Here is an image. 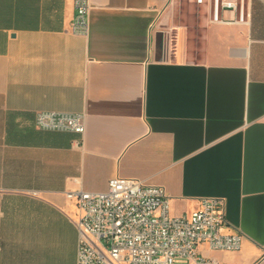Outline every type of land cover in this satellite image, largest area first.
I'll return each mask as SVG.
<instances>
[{
  "label": "crops",
  "instance_id": "0c3cea01",
  "mask_svg": "<svg viewBox=\"0 0 264 264\" xmlns=\"http://www.w3.org/2000/svg\"><path fill=\"white\" fill-rule=\"evenodd\" d=\"M189 1L196 34L176 0H90L82 35L75 0H0V264H77L67 193L118 176L164 187L172 216L224 201L241 248L176 264H264V0L245 24ZM43 111L85 132L41 129Z\"/></svg>",
  "mask_w": 264,
  "mask_h": 264
},
{
  "label": "built area",
  "instance_id": "2783aa9c",
  "mask_svg": "<svg viewBox=\"0 0 264 264\" xmlns=\"http://www.w3.org/2000/svg\"><path fill=\"white\" fill-rule=\"evenodd\" d=\"M194 2L208 7L212 23L248 22L247 0ZM91 7L90 0H75L72 32L88 34ZM224 11L234 12L235 19H225ZM85 119L81 114L43 111L36 122L44 130L83 134ZM67 197L78 208L77 264H176L179 259H198L201 244L224 251H238L242 246L241 233L223 232L227 218L222 199L204 198L192 213L172 216L164 187L121 176L111 178L105 191L76 190Z\"/></svg>",
  "mask_w": 264,
  "mask_h": 264
},
{
  "label": "rangeland",
  "instance_id": "374dc122",
  "mask_svg": "<svg viewBox=\"0 0 264 264\" xmlns=\"http://www.w3.org/2000/svg\"><path fill=\"white\" fill-rule=\"evenodd\" d=\"M175 7V21L177 23H182L185 25H190L194 34L195 30V14L197 13V8L189 0H176Z\"/></svg>",
  "mask_w": 264,
  "mask_h": 264
}]
</instances>
